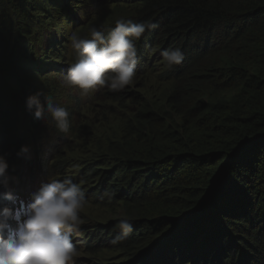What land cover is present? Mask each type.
I'll use <instances>...</instances> for the list:
<instances>
[{
    "label": "clouds",
    "instance_id": "clouds-1",
    "mask_svg": "<svg viewBox=\"0 0 264 264\" xmlns=\"http://www.w3.org/2000/svg\"><path fill=\"white\" fill-rule=\"evenodd\" d=\"M120 1H32L40 10L35 15L33 42L30 43V56L26 58L25 65L30 72L35 70L30 79L43 92L3 96H12L7 103L15 117L9 119L14 126L5 139L3 132L7 127L0 120V264H264V221L250 228L246 216V212L251 211L250 197L254 195L237 196L239 189L236 185L241 176L239 168L234 166L232 177H228L234 163L232 157L240 148L232 149L222 141L209 143L213 145L205 146L206 149L195 146L194 151L195 158L200 159L197 168L202 170V174L192 178L194 184L188 193L190 211L185 218L199 219L194 233L204 228L209 232L212 230V226L207 224L214 220L218 208L223 218H226L225 211L229 210L227 215L232 220L217 226L211 234H203L207 238H183L177 243L170 239L171 229L153 240L151 223L133 221L126 215L131 203L120 189L113 191L114 200L105 196L104 200L95 201L98 195L104 193V189L100 188L103 180L98 177L88 179L85 168L90 165L91 171L93 167L105 165L103 172L111 173L118 162L110 151L109 142L122 141L129 129L132 131L131 126L134 130L142 129L153 118L152 115L159 116L156 110H141L139 114L134 111L140 104L151 105L153 96L149 99V93L160 91L157 95H166L167 105L176 111L171 102L179 103L178 97L174 98L178 92L177 70L182 69L185 62L181 48H175L167 41L161 43L155 22L137 20L135 16L138 14L133 19L121 17L88 27L101 9ZM132 1L136 5L140 3L138 9L145 2ZM88 4L91 8L86 10ZM54 16L61 17L56 29L69 21L66 32L51 41V48H61L60 55L50 60L46 55L34 59L32 47L38 39V32L43 29V21L40 20ZM41 39L37 42L39 45ZM55 64L58 65L57 70L54 69ZM158 80L166 81V88L162 91L153 87ZM172 86L175 88L169 90ZM141 91L144 93L141 94ZM126 98L127 102L124 101ZM99 102H102L100 106L94 108L93 105ZM184 102V108L179 109L183 111V117L184 114L190 115L186 108L190 113L201 108L199 101L194 105L189 100L191 110ZM86 113L93 114L94 119L85 121L83 116ZM2 114L3 111H0ZM202 115L203 112L198 111L197 120ZM97 129L99 134H96ZM159 129L164 130L162 127ZM114 130H117L115 134L107 135ZM79 132L91 136L83 142L77 138ZM173 133L177 135L166 132V138L169 144L177 145L181 140L171 141L175 139L170 137ZM199 133L190 130V133L179 135L184 140L186 137L189 139L191 134L194 138ZM21 138H28L29 141L15 146L10 157L11 154L3 149L5 141L12 140L9 146H13ZM89 147L99 148L100 151L89 153ZM204 151H207V156L203 155ZM48 154L47 166L39 165L36 158H41L43 165ZM206 157H223L211 159L223 160L224 163L210 179V183L214 180L217 183L211 204L206 200L205 211L201 214L195 212V207L193 211L191 201L197 199L193 198L198 192L195 188L203 186L200 181L206 180V169L201 166ZM107 163L111 166L105 169ZM210 164L213 166L209 167V172L215 168V163ZM98 188L100 192L94 193ZM231 198L235 204L231 203ZM244 201L245 211L241 213L239 210H244ZM107 203H110L109 206ZM256 207L255 203L253 208ZM112 208H118L124 215L113 222L101 221L97 224L98 216L95 217L94 212L103 215ZM144 225L148 228L143 231ZM139 241L141 243L138 244ZM118 245L123 250L118 249ZM195 251L199 252L195 254Z\"/></svg>",
    "mask_w": 264,
    "mask_h": 264
},
{
    "label": "trees",
    "instance_id": "trees-1",
    "mask_svg": "<svg viewBox=\"0 0 264 264\" xmlns=\"http://www.w3.org/2000/svg\"><path fill=\"white\" fill-rule=\"evenodd\" d=\"M32 1L0 0V58L14 67L10 75L12 83L18 86L19 93L25 95L31 91L43 92L30 79L36 73L35 70L30 72L25 65L26 58L30 56V43L33 42L35 15L40 10ZM136 14L137 20L155 22L161 43L167 41L169 45L183 51L185 62L182 69L177 70L178 92L173 94L174 98L178 97L179 103L171 102V105L179 110L184 108L183 101L199 100L200 110L190 113L186 108L188 114L203 112V117L192 125L191 130L200 132L201 136L208 132L221 134L220 131H223L226 134L229 131L225 136L216 135L203 142L223 141V144L232 149L240 148L236 156L232 157L234 163L228 177H232L234 166L240 169L241 176L236 185L239 189L237 196L254 195L249 202L251 211L246 212L250 228L263 222L264 0H145ZM8 99H12V96L5 98L0 94V111H3L0 120L7 127L3 132V139L12 133L14 126L9 119L14 118L15 113L9 110ZM200 99L209 104L206 105ZM210 114L213 122L205 120ZM158 122V118L153 117L142 129L134 130L131 126L132 131L129 129L122 141L109 142L110 151L118 162L111 173L94 167L90 171L91 167L87 165L84 171L88 179L98 177L103 180L100 188L104 189V193L98 195L95 201H102L105 196L114 200L113 191L120 189L131 203L126 215L133 221L151 223L153 240L172 229L170 239L179 243L183 239L180 236L184 227L192 231L186 233L187 237L193 235L207 238L204 237L209 232L206 228L194 233L199 219L185 218L190 211L188 193L194 184L192 178H198L202 174V170L197 168L200 159H196L194 155L192 134L189 139L186 137L183 140V136L177 135L176 138L173 133L170 137L175 139L171 141H181L177 145H170L166 132L159 129L161 125ZM88 139L84 134L80 136V141ZM27 141L28 138L17 139L18 143L13 145L14 150L15 146ZM9 143L12 140L5 141L6 146ZM74 147L78 149L77 145ZM13 151L8 152L10 157ZM99 151V148L89 147V153ZM207 151L203 152L204 156H207ZM49 158L50 154L43 165L41 158L37 157L36 161L45 167ZM211 158L221 157L205 158V166L215 163L211 172L208 166L206 168L209 172L206 178L208 180L213 179V175L224 163L223 160L214 161ZM100 188L94 193L98 194ZM199 188L202 190L205 186ZM224 189L225 187L222 192ZM198 195L197 192V196L193 198L198 200ZM110 203H107L108 206ZM191 203L194 211L195 203ZM231 203L235 204L232 198ZM255 203L257 207L254 209ZM222 205L224 207V201ZM243 209L239 211L244 213L245 208ZM204 211L205 205L195 207L196 213L202 214ZM225 212L226 218H223L220 215L221 209L218 208L214 220L207 224L212 226L209 234L217 225L232 221L227 215L229 210ZM181 219L183 220L180 222ZM183 223L185 224L182 226ZM147 228L146 225L142 226L143 231ZM117 247L123 250L122 246ZM126 247L129 245L126 244Z\"/></svg>",
    "mask_w": 264,
    "mask_h": 264
},
{
    "label": "rangeland",
    "instance_id": "rangeland-1",
    "mask_svg": "<svg viewBox=\"0 0 264 264\" xmlns=\"http://www.w3.org/2000/svg\"><path fill=\"white\" fill-rule=\"evenodd\" d=\"M139 4L136 5V3L132 0H121L120 2L113 4V5H110L105 9H101L96 14V16L90 21V24L88 25V27L94 23H102V22L106 23L109 21H116V19H119L121 17L126 18V19H133L134 15L139 10L138 9ZM90 8H91V5L88 4L86 7V10H89ZM42 16H45V14H42ZM43 19H44V17H42L40 20V21H43L41 23V26L43 29H41V31L38 32V39L34 43V47H32V55L34 56V59H37V60L39 59L40 55H42V56L46 55L48 57V60H50L51 58L59 56L60 52H61V48H58V49L57 48H51V46H52L51 41L55 40L61 33L66 32L67 26L69 25V21H66V23H64L65 25H61V26L57 27V29H56L55 26L57 23L61 22V17L54 16V18L51 17V19H45V20H43ZM55 29H56V31H53ZM40 38H43V39H41V45H39L37 43ZM13 70H14V67H12V65L10 63H8L5 60H2L0 58V92H1L0 94H3V96L8 95V94L14 95V94L19 93L18 86L14 85L12 83V77L10 76L11 73L13 72ZM155 82H156V84L153 86L155 89H158V90L161 89V91H162V88H166V86L164 84L166 82L165 80H158ZM174 88H175V86H172L171 89H169V90H173ZM20 91H23L22 88H20ZM143 93L144 92L141 91V94H143ZM155 93L157 95L160 93V91H156ZM151 96H153L152 92L149 93V99H151ZM200 100L204 101L206 105L209 104L207 101H205L203 99H200ZM124 101L127 102L128 98L124 99ZM198 101L199 100L193 101L192 103L194 105H196V104H198ZM167 104H169V103H167V96L166 95L165 96L160 95L156 101L151 102V105L149 107L146 104H140V106L136 107L134 109V111H135V113L139 114L141 110H147V109L156 110V113L160 115V116H157V117H159L158 123L161 125V127L166 132H175L177 135L190 133V130H191L190 126L195 123V122H193L194 120H197V117H198L197 114L196 113L190 114V115L184 114V117H186V118H184L183 115H181L183 111H180L178 109H176V111H175L172 107H170ZM184 104H186V106H188L190 108V105H189L190 102L189 101H188V103H187V101H185ZM158 108H160V110H158ZM190 110H191V108H190ZM191 111H192V113L194 112V110H191ZM211 115L212 114H210L209 117H207L205 120L209 121V122H213V117H211ZM149 116H151V115H149ZM153 116L154 115H152V117ZM83 119L85 121H90V120L94 119V115L91 113H86V114H84ZM116 131L117 130L111 131L107 135L109 136V135L115 134ZM91 133H93V130H91ZM99 133L100 132L97 129L96 134H99ZM210 133H212V132H208L202 136H201V133H199L197 136H195L193 138L194 147L195 146H201V147L205 148V146H207V145H209V146L213 145V144H209V143L202 144L205 139L210 137L208 135ZM213 133H216V132H213ZM117 135L119 138V134H117ZM216 135L225 136L224 132L221 131V134H215V135H212L211 137H215ZM196 138H199V140L197 141ZM170 145H172V144H170ZM225 146H227V145H225ZM219 159H223V157H221ZM106 166L107 167L105 169L109 168L111 166V164L107 163ZM201 166L204 167L203 168V170H204L207 168V166L212 167L213 165H211L209 163L207 166H205V162H204L201 164ZM200 183L203 186H205V188H203L202 190L198 189L199 186L196 187V184L194 185L196 188L192 187V189L195 188V190L198 189L199 191H201L198 195V200H196L194 202L195 203L194 207H196V208L197 207L200 208L206 200L209 201V203L211 202L212 190L214 192V188H215L217 182H216V180H214V182H211L212 183L211 184L210 180L207 181V180L203 179L202 181H200ZM213 185H214V187H213V189H211V187ZM252 190L253 189H251V191ZM207 192H209L208 195H207ZM204 196H206L205 199H203ZM245 206H246V203L244 201L242 204V207L245 208ZM123 215H124V212L122 213L118 208H112L109 210V212H105L103 215H100V213H98L97 211L94 212V216L95 217L98 216L97 224H99V222H101V221H104L106 223H108L109 221L113 222V220H118Z\"/></svg>",
    "mask_w": 264,
    "mask_h": 264
},
{
    "label": "bare ground",
    "instance_id": "bare-ground-1",
    "mask_svg": "<svg viewBox=\"0 0 264 264\" xmlns=\"http://www.w3.org/2000/svg\"><path fill=\"white\" fill-rule=\"evenodd\" d=\"M165 39V38H164ZM61 45H62V43H61ZM38 46V45H37ZM139 54H142V53H139ZM57 67H58V65L57 64H55V66H54V69H56L57 70ZM156 93H154L153 94V97H152V100L153 101H156L157 99H158V95H157V98L156 99H154L156 96ZM102 102H99V103H97V104H94L93 105V107L95 108V107H98V106H100V104H101ZM158 110H160V108H158ZM158 115H154L153 117H156V118H159V117H157ZM160 116V115H159ZM74 121H76V120H74ZM83 134H84V136L85 137H88V138H90V134H86L85 132H79V133H77V138L80 140V136L82 135L83 136ZM84 141H86V140H84ZM74 146L76 145L75 143L73 144ZM8 148H10V146H5V147H3V149L5 150V151H7V152H12L13 150H14V146H12L11 148H10V151H8ZM14 161V159L12 160V162ZM206 172L207 173H209L207 170H206ZM41 176H45V175H43V174H41ZM207 178V177H206ZM207 180V179H206ZM34 183H35V181H34ZM198 189H200V188H198ZM197 189V190H198ZM201 191H199L198 190V193H200ZM197 194V193H196ZM212 196H213V190H212ZM212 196H211V198H212ZM142 197V196H141ZM27 198V197H26ZM210 198V197H209ZM205 204H203L202 206H204ZM201 206V207H202ZM202 209H200V211H201ZM217 226H222V225H217ZM183 228V227H182ZM115 232H117L118 234H119V231H115ZM182 235L180 236V238H188L189 240H191L192 238H195V239H197L198 237H193V235L192 236H188L187 237V232H192V231H188V228H185L184 227V229H182ZM128 238H130V237H128ZM194 242V241H193ZM196 244V243H195ZM199 251H195V254H197ZM104 253H109V252H104ZM177 257V256H176ZM180 258V257H179ZM179 260H182L181 258L179 259ZM180 263H184V262H180ZM77 264H83V262H79V263H77Z\"/></svg>",
    "mask_w": 264,
    "mask_h": 264
},
{
    "label": "water",
    "instance_id": "water-1",
    "mask_svg": "<svg viewBox=\"0 0 264 264\" xmlns=\"http://www.w3.org/2000/svg\"><path fill=\"white\" fill-rule=\"evenodd\" d=\"M208 217H209V219H211V218H212L210 215H209Z\"/></svg>",
    "mask_w": 264,
    "mask_h": 264
}]
</instances>
